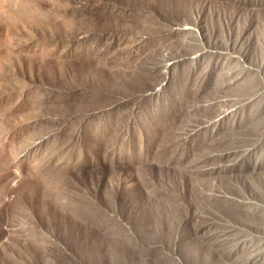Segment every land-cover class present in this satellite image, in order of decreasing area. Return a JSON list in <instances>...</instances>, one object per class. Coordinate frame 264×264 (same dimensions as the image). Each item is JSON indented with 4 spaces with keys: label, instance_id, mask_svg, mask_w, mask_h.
Listing matches in <instances>:
<instances>
[{
    "label": "rangeland",
    "instance_id": "374dc122",
    "mask_svg": "<svg viewBox=\"0 0 264 264\" xmlns=\"http://www.w3.org/2000/svg\"><path fill=\"white\" fill-rule=\"evenodd\" d=\"M0 264H264V0H0Z\"/></svg>",
    "mask_w": 264,
    "mask_h": 264
},
{
    "label": "bare ground",
    "instance_id": "6f19581e",
    "mask_svg": "<svg viewBox=\"0 0 264 264\" xmlns=\"http://www.w3.org/2000/svg\"><path fill=\"white\" fill-rule=\"evenodd\" d=\"M195 98V97H194Z\"/></svg>",
    "mask_w": 264,
    "mask_h": 264
}]
</instances>
